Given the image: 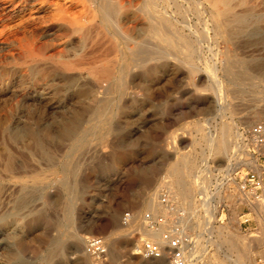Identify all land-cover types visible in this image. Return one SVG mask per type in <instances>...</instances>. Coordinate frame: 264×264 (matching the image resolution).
Listing matches in <instances>:
<instances>
[{
  "label": "rangeland",
  "instance_id": "rangeland-1",
  "mask_svg": "<svg viewBox=\"0 0 264 264\" xmlns=\"http://www.w3.org/2000/svg\"><path fill=\"white\" fill-rule=\"evenodd\" d=\"M9 1H0V264H139L133 252L152 240L134 235L146 214L169 226L184 217L181 236L198 251L187 264H264V218L241 193L248 171L264 176L247 137L264 125V0H230L216 34L207 8L170 0L169 28L194 55L149 35L142 0H110L111 20L99 12L108 0ZM220 132L225 154L206 142ZM7 158L21 178H5ZM177 182L190 190L184 201ZM77 236L101 238L105 256L85 241L79 249Z\"/></svg>",
  "mask_w": 264,
  "mask_h": 264
},
{
  "label": "bare ground",
  "instance_id": "bare-ground-1",
  "mask_svg": "<svg viewBox=\"0 0 264 264\" xmlns=\"http://www.w3.org/2000/svg\"><path fill=\"white\" fill-rule=\"evenodd\" d=\"M0 1H2V0H0ZM5 1V0H4ZM11 1V0H10ZM9 1V2H10ZM105 1V0H104ZM179 1V0H178ZM232 1V0H231ZM16 2V1H15ZM67 2V1H66ZM170 2H172V1H170V0H142L141 1V9H140V12H141V14L143 15V17L145 16V18L146 19H148V21L150 22V24H149V31H150V33H149V35L150 34H152V36L153 37H155V38H157V39H159L160 41H164V42H169L170 44H174V45H182V47H183V51H185L186 53L185 54H188V53H190V52H192L193 53V55H194V53L196 52V50H194V49H192V43H191V41H189V42H187L188 41V39H186V35L182 32V31H180L179 29H177V28H174L173 30H171V28H169L170 27V25L171 24H173V22H175V23H177V21L178 20H175V18L173 19L169 14H167V11H166V7H168V5H169V3ZM194 2H196L197 3V7H198V9H199V11L200 10H204V8H207L209 11H208V19H207V23L209 24V26H211V28H212V31L214 32V34H216V30L215 29H217V27H218V24L221 22V20H220V22L219 23H217L216 21H215V18L217 17V16H221V17H225V15L230 11V0H195ZM238 2V1H237ZM31 3V2H30ZM49 3V2H48ZM92 3V2H91ZM100 3V2H99ZM111 1L110 0H108L102 7H100L99 6V12L101 13V15L103 16V17H105V18H107V20H111V18H109L110 16H109V9L111 8ZM115 3V2H114ZM139 3V2H138ZM244 3V2H243ZM33 4H35V3H33ZM93 4H94V2H93ZM187 4H189V3H187ZM222 5V6H224V10L223 11H215V10H217L216 9V6L217 5ZM4 5V4H3ZM7 5H8V3H7ZM22 5V4H21ZM42 5V4H41ZM137 5V4H136ZM179 5V4H178ZM29 6V5H28ZM33 6V5H32ZM119 6L122 8V3H120L119 4ZM173 6V5H172ZM234 6V5H233ZM233 6H231V7H233ZM94 7V6H93ZM96 7V6H95ZM113 7V6H112ZM115 7V6H114ZM181 7H183V6H181ZM220 7V6H219ZM116 8V7H115ZM127 8V7H126ZM188 8V7H187ZM1 9V8H0ZM93 9V8H92ZM117 9V8H116ZM120 9V8H119ZM128 9V8H127ZM138 9V8H137ZM168 9V8H167ZM181 10V9H180ZM179 10V11H180ZM112 11V10H111ZM168 11H170V10H168ZM187 11V10H186ZM194 11V10H193ZM199 11H198V13H199ZM3 12V11H2ZM5 12H7V11H5ZM29 12V11H28ZM57 12V11H56ZM96 12H97V10H96ZM122 12V11H121ZM121 12H119V13H121ZM139 12V11H138ZM192 12V11H191ZM201 12V11H200ZM203 12V11H202ZM17 13V12H16ZM89 13V12H88ZM99 13V14H100ZM171 13H173V12H171ZM187 13V12H186ZM193 13V12H192ZM197 13V12H196ZM197 13V14H198ZM1 14V13H0ZM5 14V13H4ZM3 14V15H4ZM124 14V13H123ZM176 14V13H175ZM247 14V13H246ZM200 15V14H199ZM201 15H203V14H201ZM197 16V15H196ZM4 17V16H3ZM84 17V16H83ZM87 17V16H86ZM96 17H98V16H96ZM201 17H203V16H201ZM218 17V18H219ZM0 18H2V17H0ZM3 19V18H2ZM10 19V18H9ZM17 19V18H16ZM15 19V20H16ZM20 19V18H19ZM27 19V18H26ZM29 19V18H28ZM78 19V18H77ZM100 19V18H99ZM173 19V20H172ZM186 19V18H185ZM30 20V19H29ZM29 20L27 21V23L29 22ZM102 20V19H101ZM172 20V21H171ZM183 20V19H182ZM241 20H244V15H242V16H237V17H235V19L233 20V22L234 21H241ZM88 21H89V19H88ZM99 21V20H98ZM114 21V20H113ZM219 21V20H218ZM223 21V20H222ZM14 22V21H13ZM78 22V21H77ZM93 22V21H92ZM105 22V21H104ZM107 22V21H106ZM111 22V21H110ZM184 21H182V23H183ZM223 22H225V19H224V21ZM2 23H3V20H2ZM7 23H9V21L7 22ZM94 23V22H93ZM148 23V22H147ZM6 24V23H5ZM85 24V23H84ZM107 24V23H106ZM110 24V23H109ZM204 24V23H203ZM4 25V24H3ZM28 25V24H27ZM26 25V26H27ZM175 25V24H174ZM177 25V24H176ZM1 26H2V24H1ZM72 26V25H71ZM90 26V25H89ZM92 26V25H91ZM172 26V25H171ZM180 26V25H179ZM25 27V26H24ZM74 27V26H73ZM86 27V26H85ZM176 27V26H175ZM187 28L185 25H183V28ZM215 27V28H214ZM9 27H6V29H8ZM79 28V27H78ZM179 28V27H178ZM189 28V27H188ZM205 28H206V22H205ZM204 28V29H205ZM1 29V28H0ZM19 29V28H18ZM221 29V28H220ZM16 30V29H15ZM15 30H14V32H15ZM126 30V29H125ZM187 30V29H186ZM189 31H190V29H188ZM3 31V30H2ZM28 31V30H27ZM87 31V30H86ZM148 31V32H149ZM204 31V30H203ZM209 31V30H208ZM3 32H6V31H3ZM92 32V31H91ZM117 32L119 33V34H125V32L121 29V27L119 26H117ZM191 32V31H190ZM9 33H13L12 31L11 32H9ZM89 33H90V31H89ZM98 33V32H97ZM1 34H3L2 32H1ZM20 34V33H19ZM35 34V33H34ZM191 34V33H190ZM194 34V33H193ZM26 35V34H25ZM145 35H146V33H145ZM11 36V35H10ZM20 36V35H19ZM116 36V35H115ZM193 37H194V35H192ZM227 36V35H226ZM144 37H146V36H144ZM152 37V38H153ZM198 37V36H197ZM4 38V37H3ZM8 38V37H7ZM89 38V37H88ZM116 38H117V36H116ZM115 38V39H116ZM151 38V39H152ZM154 38V39H155ZM190 38V37H189ZM10 39H11V37H10ZM13 39V38H12ZM156 39V40H157ZM191 39V38H190ZM194 40L196 39V36H195V38H193ZM117 40V39H116ZM5 41H7V40H5ZM91 41H92V39H91ZM149 41H151V40H149ZM155 41V40H154ZM196 41H197V39H196ZM3 42H4V40H3ZM136 42H137V40H136ZM143 42V41H142ZM138 43V42H137ZM196 42H194V44H195ZM2 45V44H1ZM6 44H4V46H5ZM16 45V44H15ZM124 45V44H123ZM31 46V45H30ZM112 46V45H111ZM116 46V45H115ZM156 46V45H155ZM195 46V45H194ZM6 47V46H5ZM23 47V46H22ZM86 47V46H85ZM91 47V46H90ZM101 47V46H100ZM114 47V46H113ZM170 47V46H169ZM28 48V47H27ZM10 49V48H9ZM19 49V48H18ZM31 49H33V48H31ZM90 48H88V50H89ZM115 49V48H114ZM172 49V48H171ZM7 50V49H6ZM24 50V49H23ZM87 50V49H86ZM95 50H97V49H95ZM153 50V49H152ZM4 51H5V49H4ZM16 51V50H15ZM25 51V50H24ZM84 51V50H83ZM42 52V51H41ZM78 52V51H77ZM90 52V51H89ZM88 52V53H89ZM93 52V51H92ZM105 52H106V50H105ZM108 52V51H107ZM111 52H112V50H111ZM156 52V51H155ZM25 53V52H24ZM35 53V52H34ZM33 53V54H34ZM85 53V52H84ZM160 53V52H159ZM10 54V53H9ZM27 54V53H26ZM76 54V53H75ZM78 54V53H77ZM76 54V55H77ZM154 54H157V53H154ZM2 55V54H1ZM11 55V54H10ZM13 55V54H12ZM36 55V54H35ZM80 55V54H79ZM27 56V55H26ZM42 56V55H41ZM81 56V55H80ZM190 56H192V54L190 55ZM1 57V56H0ZM82 57V56H81ZM80 57V58H81ZM83 57H85V56H83ZM97 57V56H96ZM102 57V56H101ZM103 57H105V56H103ZM18 58V57H17ZM20 58V57H19ZM28 58V57H27ZM79 58V57H78ZM98 58V57H97ZM11 59V58H10ZM32 59V58H31ZM71 59V58H70ZM69 60V59H68ZM11 61V60H10ZM26 61V60H25ZM20 62H22V61H20ZM16 63V62H15ZM17 63H19V62H17ZM80 63H81V61L80 60H76V62H73V63H71L70 65H69V68H71V69H78L79 68V65H80ZM95 63V62H94ZM87 64V63H86ZM85 64V65H86ZM1 65H3V64H1ZM96 66V65H95ZM104 66V65H103ZM102 66V67H103ZM99 67V66H98ZM120 67V66H119ZM126 68V67H125ZM115 69H117V67L115 68ZM11 70H12V68H11ZM21 70V69H20ZM19 70V71H20ZM92 70V69H91ZM91 70H90V72H91ZM119 70V69H118ZM215 70V69H214ZM16 71V70H15ZM19 71H18V73L17 74H19ZM88 71V70H87ZM214 72V71H213ZM92 73V72H91ZM119 73V72H118ZM7 74V73H6ZM85 75V74H84ZM83 75V76H84ZM121 75V74H120ZM39 76V75H38ZM51 76V75H50ZM75 76V75H74ZM92 76V75H91ZM127 76V75H126ZM96 77V76H95ZM118 78H119V76H117ZM1 78V77H0ZM2 78H3V76H2ZM17 78V77H16ZM15 78V79H16ZM20 78V77H19ZM38 78V77H37ZM86 78V77H85ZM19 80V79H18ZM18 80H16V81H18ZM117 80V79H116ZM7 81V80H6ZM21 81V80H20ZM214 81H215V89H220L221 87V82L220 81H218L217 79H214ZM116 82V81H115ZM119 82V81H118ZM6 83V82H5ZM13 83V82H12ZM40 83V82H39ZM74 83H76V82H74ZM84 85H86V84H84ZM105 85V84H104ZM119 85V84H118ZM120 86V85H119ZM13 88V87H12ZM10 90V89H9ZM101 91V90H100ZM221 91V90H220ZM9 93V92H8ZM11 93V92H10ZM97 93V92H96ZM97 95V94H96ZM14 97H15V95H14ZM21 97H22V95H21ZM9 98V97H8ZM39 98V97H38ZM11 99V98H10ZM20 99V98H19ZM221 99V98H220ZM2 100V99H1ZM8 101V100H7ZM6 101V102H7ZM38 101V100H37ZM20 102V101H19ZM23 103V102H22ZM98 103V102H97ZM3 104V103H2ZM8 104V103H7ZM6 104V105H7ZM4 105V104H3ZM1 106V105H0ZM24 106V105H23ZM97 106V105H96ZM101 110V109H100ZM6 123V122H5ZM9 125V124H8ZM10 127V126H9ZM2 128H4V127H2ZM6 128V127H5ZM224 128V127H223ZM229 129V128H228ZM6 130V129H5ZM223 130V129H222ZM7 131V130H6ZM76 131V130H75ZM1 132V131H0ZM63 132V131H62ZM67 132V131H66ZM12 133V132H11ZM70 133V132H69ZM25 134V133H24ZM40 135V134H39ZM38 135V136H39ZM62 135H63V133H62ZM235 135V134H234ZM29 136V135H28ZM36 136V135H35ZM66 136V135H65ZM208 136H210L209 137V139L208 140H206V142H208V147L211 149L210 151H212V152H214V153H219V150H222L223 152H224V154H225V151H226V147L223 145L224 143H225V138H224V136H225V133L224 132H220V134L218 135V136H214V135H208ZM33 137V136H32ZM227 137V136H226ZM205 139V138H204ZM38 140V139H37ZM40 140V139H39ZM32 141H33V139H32ZM24 142V141H23ZM22 142V143H23ZM16 143V142H15ZM14 143V144H15ZM19 143H21V142H19ZM39 143V142H38ZM40 146H41V144H40ZM10 147V146H9ZM23 148H25L24 146H22ZM43 149V148H42ZM207 149V148H206ZM233 149V148H232ZM2 150V149H1ZM12 150V149H11ZM24 150H26V149H24ZM23 150V151H24ZM13 151V150H12ZM15 153V152H14ZM21 154V153H20ZM4 155V154H3ZM25 155V154H24ZM2 157V156H1ZM0 157V158H1ZM25 157V156H24ZM23 157V158H24ZM21 159V158H20ZM1 161H3V160H1ZM23 162H24V160H23ZM20 163V162H19ZM5 172H6V176H5V178H8V179H13V178H21V174H22V170H19V169H17V168H14L13 167V165H12V161L11 160H9L8 158L7 159H5ZM248 164H254V161H248ZM1 165V164H0ZM28 165V164H27ZM2 168V167H1ZM32 170V169H31ZM24 174V173H23ZM3 175V174H2ZM29 176V175H28ZM39 176V175H38ZM41 176V175H40ZM27 177V176H26ZM1 179H3L2 177H0ZM40 180V179H39ZM41 181V180H40ZM16 182V181H15ZM27 182V181H26ZM11 183V182H10ZM13 183H14V181H13ZM18 183H19V181H18ZM14 185H15V183H14ZM19 185V184H18ZM18 185H16V187H18ZM10 186V185H9ZM8 186V187H9ZM13 186V185H12ZM175 187H176V190L178 191V193L179 194H177L178 196H181L182 198V200L184 201V199L185 198H187L188 196H189V194H190V190L189 189H187L185 186H183V185H181V183L180 182H177L175 185H174ZM43 187V186H42ZM25 188V187H24ZM42 189V188H41ZM6 191V190H5ZM22 191V190H21ZM1 192V191H0ZM10 192V191H9ZM13 193H14V189H13ZM15 194H16V192H15ZM6 195V194H5ZM7 196V195H6ZM1 197V196H0ZM17 197V196H16ZM20 197V196H19ZM18 198V197H17ZM176 198H177V196H176ZM15 199V198H14ZM7 200V199H6ZM15 201V200H14ZM3 202V201H2ZM13 202V201H12ZM255 202V201H254ZM0 203H1V201H0ZM22 205V204H21ZM147 206H148V208H149V210L151 211V213H154L155 211H156V207H157V203H156V201H155V199H151L150 201H148V203H147ZM254 209L256 210V211H258L260 214H262V218H264V203H261V202H257V203H254ZM162 213L165 215V214H167V212L166 211H162ZM132 220H133V218H132ZM210 220V219H209ZM10 221V220H9ZM184 217H179L177 220H176V222H173L170 226H169V224L167 223L166 225H164V226H166V227H168V229L170 230V232H171V235H173V236H175L176 238H178L179 239V241H180V246H181V249H182V252H183V255H184V259H185V261H186V264H187V260H186V256H188V255H192V254H194V253H196V252H198L197 251V247H195V246H191L190 247V245H189V243H187V241H190L188 238H185L184 236H181V233H182V231H183V229H182V225H180V224H183L184 223ZM6 223V222H5ZM2 224V223H1ZM0 224V225H1ZM145 225V224H144ZM4 226V225H3ZM11 227V226H10ZM139 227V228H138ZM138 227H136V229H135V231H136V234H134L136 237H138L139 239H142V238H148V239H152V240H148V241H150V242H152V243H154V244H157L158 246H159V249H160V251H159V253L157 254V255H155V256H153V257H149V258H145V257H147L146 255H144L143 253H142V251H141V246H142V243L140 244V246L137 248V250H135V252H133V254H140L141 256H145V257H141V258H136V257H134L133 259L135 260V262L136 263H139V264H166V257H165V251H167V253H168V251H169V249H168V246H167V243H166V241L163 239V236H162V234H163V232H161V228L163 227V226H160V228H157V229H154V228H149V227H146V225L145 226H138ZM207 227V226H206ZM208 228V227H207ZM4 230V229H3ZM5 232H6V230H5ZM162 233V234H161ZM187 237V236H186ZM77 239H76V246L78 245V247H79V249H81L82 250V244L84 243V241L87 239V238H84L83 236H77L76 237ZM75 240V239H74ZM192 243V242H191ZM193 243H195V242H193ZM75 245V244H74ZM192 245V244H191ZM194 245V244H193ZM196 245V244H195ZM197 246V245H196ZM3 247V246H2ZM136 251H138V252H136ZM83 257V256H82ZM189 257V256H188ZM85 260H86V263L87 264H94V262L89 258V257H86L85 258ZM96 260V259H95Z\"/></svg>",
  "mask_w": 264,
  "mask_h": 264
},
{
  "label": "built area",
  "instance_id": "built-area-1",
  "mask_svg": "<svg viewBox=\"0 0 264 264\" xmlns=\"http://www.w3.org/2000/svg\"><path fill=\"white\" fill-rule=\"evenodd\" d=\"M247 137L252 141L258 156L264 158V125H254L247 132ZM264 168V166H260ZM241 193L244 200L251 199L252 202L264 203V176L254 171H248L242 181ZM144 224L146 227L157 229L167 224L165 218L154 217L150 214L144 216ZM163 239L168 246V258L170 264H186L184 255L180 246V241L171 235L169 230L164 231ZM85 248L87 253L97 258H103L106 254L104 242L101 238L88 237L85 240ZM141 251L147 257H153L160 251L159 246L148 240L142 242Z\"/></svg>",
  "mask_w": 264,
  "mask_h": 264
}]
</instances>
